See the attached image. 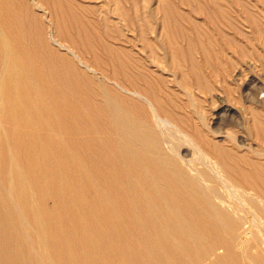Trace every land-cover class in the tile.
<instances>
[{"label":"bare ground","instance_id":"obj_1","mask_svg":"<svg viewBox=\"0 0 264 264\" xmlns=\"http://www.w3.org/2000/svg\"><path fill=\"white\" fill-rule=\"evenodd\" d=\"M42 1L0 0V264H264V161L231 153L194 124L204 150L149 76L129 75L110 46L118 82L93 81L63 43L60 18L34 13ZM247 109L249 134L264 141V121Z\"/></svg>","mask_w":264,"mask_h":264},{"label":"rangeland","instance_id":"obj_2","mask_svg":"<svg viewBox=\"0 0 264 264\" xmlns=\"http://www.w3.org/2000/svg\"><path fill=\"white\" fill-rule=\"evenodd\" d=\"M49 1L51 4H49ZM42 2H44L43 3L44 6L41 3L38 6H35V8L33 6V10L38 9V11L36 10L34 11V13L40 16L41 18L43 16L44 19L45 17H47V15H51V17L53 15L52 19L54 20L56 19L57 21L60 18L59 21L61 22V24L66 26V29H61L63 30L61 31V33L63 32L62 38L65 37L64 39H66L65 42L63 41V43L66 46H68L71 49V51H74V53H76L80 58L82 57L81 60L87 65V68H85V70L88 69L87 71L84 70V73L86 72L85 73L86 75L89 74L88 76L91 75V79L93 81L98 82L99 80H102L105 82V84L111 85L114 87L113 84L117 81V78H119L120 76V75L118 76L116 72L117 71L116 69H118L117 60L112 58L111 55L108 53V51L105 50L106 46H110L113 49H115V52L119 58L126 59V62H125L126 72L128 74L130 73L129 75H134L136 72L141 71L145 75L149 76L148 80L150 83L152 82L151 85L153 84L155 88H157L156 90L160 91V93L158 92V95L159 96L161 95L160 97H161L164 107L172 108L173 111L177 113L179 117L182 118L181 122L179 123L180 124L179 127L182 130L184 131L187 130L189 131V134H191L195 131L194 129L197 127V125L200 124V127H203L204 129L205 127L208 128L207 131L209 130L208 135L210 139L213 136L212 138H214V140L216 141L220 139L221 140L219 141L220 143L222 142V139H223V142L227 144L228 147L230 148L231 153L233 154L234 153L235 154L244 153L252 158L264 161L263 159L264 154H262V152H264V144L263 145L260 144V143H264V141H261V140L259 141V139H257L258 141H256V139H253L254 137H252L254 135L249 134L248 129L251 126L250 124L252 121V118H251L252 114L251 112H249L250 110L247 109L249 107L252 110L253 105H254L252 113H258V117L261 119V121H264V106H263L264 105V0H43ZM54 5L55 6L57 5V6L55 7ZM54 7L56 9L52 10L51 8L54 9ZM49 9L50 11H52V13L49 11ZM36 12H38L39 14H37ZM47 18L45 20H47ZM165 20L167 21V24ZM65 21L68 22L69 24L66 23ZM171 23L173 25H171ZM160 25L164 27L162 28ZM144 28L146 29V31ZM80 29L82 30V32ZM64 30H67V31L65 32ZM148 31L152 35H150ZM88 32L92 36L88 34ZM157 32H159L160 34ZM164 32H166L167 34ZM141 33H143V36ZM193 33L194 35H192ZM155 34L157 35V37ZM138 38H140L141 42ZM91 39L92 41H90ZM153 40L157 44L153 43L154 42ZM174 40H176L175 41L176 44L174 43ZM202 41L206 44L204 45ZM183 42L184 44H182ZM234 43L237 46H235ZM190 44L191 46H189ZM159 46H161V48ZM205 47H208V48L206 49ZM171 48L173 49L171 50ZM181 50H182V53H181ZM158 52L160 53V56H158ZM211 52H213V55L211 54ZM192 54L194 55V57ZM200 55L202 56V59ZM212 56H214L215 58ZM144 59L147 60L146 62H148L149 60V63L147 64L146 62L144 63L143 62ZM163 60L165 62H163ZM213 60L214 62H212ZM197 61H199V63ZM220 61L222 62L221 63L222 67H221ZM187 62L188 64H186ZM207 63L210 65H208ZM211 63L213 64V66ZM162 64H164L165 66ZM201 64H203L204 67L203 65L200 66ZM142 65L143 66L146 65V66L143 68ZM148 65L151 67H149ZM170 65H172L171 68H169ZM182 65L186 67L187 69L184 68ZM138 66L140 68H138ZM163 66L166 68H164ZM167 66H169L168 67L169 69L167 68ZM178 66H181V68ZM147 67L149 69H146ZM154 67L156 68L155 70L157 71V73L156 71L152 72L154 71ZM176 67H178V70H176L177 69ZM90 68L94 72L91 71ZM205 68L206 70H204ZM83 69L84 68H82L81 70ZM127 69L130 72L127 71ZM151 69L153 70L151 71ZM167 69L168 70L172 69V70H170L171 71L170 72ZM185 69L187 72H184ZM212 70H215V71H212ZM200 71H202L203 73ZM182 72H184L185 74V79H182V77L180 78L181 75L179 76V74H181ZM221 73L223 75H221ZM237 73L239 75H237ZM173 74L174 75L177 74L178 76L175 75L174 77ZM234 74H235V77H234ZM241 74L242 75L245 74V75H243L242 77ZM246 75L247 77L249 76L250 78L248 77L249 78L248 79ZM164 77L169 82L166 81ZM201 77L204 80V83ZM238 77L241 79L240 82H238L240 80ZM246 78H247V81H246ZM183 80H184V83L182 82ZM247 83L250 85L248 86ZM184 84H186V86ZM221 84L222 86H220ZM199 85L201 86L199 87ZM210 85L212 86L210 87ZM227 86H229L228 89L230 88V90H227L226 88ZM93 87H94L93 89L96 91L95 86ZM204 87L205 88L208 87L209 90L206 92L208 88L205 90ZM222 87L224 88V90ZM247 87L249 89L252 88V90H248ZM209 92L211 93V95ZM253 93L256 94L257 96L254 95ZM213 94L217 96H214ZM123 95H126V94H123ZM126 96L130 97L131 95H126ZM204 96L206 97L203 99ZM95 97H94L95 99L98 98V96H95ZM97 100H99V98ZM208 100L210 102L212 100L214 101L211 102L210 104ZM245 101H247V103ZM228 102H229V105H228ZM213 103H214V106L216 107L213 106ZM198 104H199V108H198ZM209 104L210 106H208ZM242 107L243 108L245 107L246 110L245 109L242 110ZM208 109L212 113L215 110L214 112L215 115L214 113L212 114L215 117H213L212 115L208 116V112H206L208 111ZM259 109L261 110L260 113H259ZM225 110H227V113H224ZM239 110L242 113H240ZM198 111L200 112L197 113ZM232 112H233V115H231ZM246 112L249 113V115ZM254 115L255 114H253V116ZM245 116L247 117V120H248L247 123H246L247 120L245 119L246 118ZM262 116H263V120H262ZM232 118H233V121L229 122V119H232ZM236 118H237V121H236ZM201 119H203V122ZM221 119L223 122L221 121ZM192 121L193 122L196 121L198 122V124L196 122L193 123ZM215 121H216V124H214ZM202 123L203 124L206 123V124L203 125ZM193 125L195 126V128ZM229 125L231 126V128L229 127ZM232 125L233 126L235 125L237 129L238 128L239 129L238 130L235 129V127H233ZM189 126L191 129L189 128ZM191 126H193V128ZM227 128L228 129L230 128L231 131L226 130ZM216 129H217V132L216 131L214 132V130ZM240 129L241 130L244 129V131H240ZM242 132L248 133L250 137H248L246 133L242 134ZM195 133L196 132H194V134ZM231 133L233 134L235 133L236 137H235V134L233 135ZM225 135H227L228 137L227 136L225 137ZM193 136L196 137V140L197 139L200 140V138L197 136V133ZM232 136H234V138ZM247 140L249 143L247 142ZM200 141H198V144L199 143L200 145L203 144L201 145L202 148L204 150H207L208 148L206 147V145L202 141L201 142ZM239 142L242 144H240ZM249 144L251 145V147ZM230 145L232 146V148H234L233 150ZM239 146L242 147L241 151H240ZM255 147H256V150H255ZM260 147L262 149L261 151L259 149ZM243 149H247V150L243 151ZM234 150H237V151H234ZM191 151H192L191 147L185 144L181 146L180 148V152L185 158L190 157L191 155L190 153H192ZM254 151H259L261 152L262 155L259 152H254ZM114 160H117V158L114 157Z\"/></svg>","mask_w":264,"mask_h":264}]
</instances>
